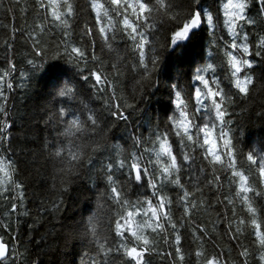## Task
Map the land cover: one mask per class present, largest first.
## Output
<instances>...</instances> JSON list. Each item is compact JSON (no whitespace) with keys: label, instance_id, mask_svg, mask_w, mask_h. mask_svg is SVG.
<instances>
[{"label":"snow or ice","instance_id":"snow-or-ice-1","mask_svg":"<svg viewBox=\"0 0 264 264\" xmlns=\"http://www.w3.org/2000/svg\"><path fill=\"white\" fill-rule=\"evenodd\" d=\"M33 7L42 19L33 28L36 35L29 34L30 67L20 72L8 63L0 74V97L25 87L50 61H64L80 72L83 83L59 92L69 109L79 105L80 115L69 119L71 113L61 110L49 117L62 125L50 155L62 163L61 185L90 166L97 211L62 233L65 249L80 241V264H152L153 255L170 258L168 264H229L205 247L216 224L223 222L219 217L211 232L200 224L188 227L196 210L212 206L204 199L205 187L218 193L226 180L230 191L226 206H231L227 232L239 246L233 264H250V259L264 264V137L256 142L258 150H247L246 127L235 118L237 109L247 110L251 93L264 90V36L258 43L250 41L248 31L258 19L264 21V0H226L219 5L228 37L222 44L215 36L221 16H214L215 9L206 0H87L86 6L77 0H33ZM10 9L11 5L6 11ZM89 12L92 25L85 17L79 41L73 43L69 38L76 32L77 17ZM209 29L221 62L203 67L193 62L187 73L177 67L165 85L161 71L165 56L187 49ZM54 30L63 39L48 57L49 47L41 37ZM85 38H90L87 44ZM97 38L101 51L114 54L111 70H104V61L96 55ZM9 47L6 41L5 51ZM90 61L99 63L100 69L89 67ZM129 73L138 77V87L125 97L118 86ZM165 87L169 97L165 119L152 123L148 137L131 135L130 149L113 142L110 133L118 122L127 123L133 112H142L145 97ZM92 99L102 101L103 107H93ZM5 111L0 106V113ZM258 120L264 123V111ZM94 156L100 157L98 163ZM14 171V161L0 156V186L11 182L22 188L13 180ZM133 189L138 193L135 199L130 195ZM52 204L53 211L61 207V202ZM16 210L13 205L11 211ZM249 236L251 246L242 243ZM161 243L167 246L163 250ZM232 251L230 245L227 255ZM17 253L18 245L10 247L0 238V264H17Z\"/></svg>","mask_w":264,"mask_h":264},{"label":"trees","instance_id":"trees-1","mask_svg":"<svg viewBox=\"0 0 264 264\" xmlns=\"http://www.w3.org/2000/svg\"><path fill=\"white\" fill-rule=\"evenodd\" d=\"M77 2L84 6L87 4V0H77ZM224 2L226 0H206V3L215 9L214 16H221V20H217L215 25V36L221 44L228 39L226 29L222 26V13L219 7ZM9 5L11 9L6 11ZM25 8H27L26 12ZM92 15L89 12L77 17L76 32L69 38L73 43L79 41V30L83 27L85 17L89 21V26L92 25ZM41 19L42 17L35 14L33 0H19V3L17 0L0 2V74L8 63H14L20 72H25L30 67L27 64L32 50L29 34L36 35L33 28ZM248 31L250 41L258 43L259 38L264 36V21L258 19L257 24ZM211 35L213 36L211 29L202 32L194 44L187 49L178 50L174 54L170 52L165 56V64L161 70L165 85L170 78L175 77L177 67L183 68L187 73L193 62L198 67H203L206 63L221 62V55L218 54L216 42ZM41 39L49 47L48 57H50L52 49L63 37L58 30H54L51 33L46 32ZM89 39L85 38L86 44ZM6 41L10 45L8 51H5ZM119 47L123 48V44ZM95 51L104 61V70H111L112 63L116 62L114 54H109L107 50L101 51V42L98 38ZM93 66L96 69L101 67L99 63L90 61L89 67ZM191 70L194 71V68ZM137 79L138 77H134L131 73L122 77L118 91L125 97L131 96L138 87ZM15 81L19 85L20 77L16 76ZM77 81L83 83L80 72L75 66L61 60L50 61L42 71L31 77L25 87L17 86L10 92L5 91L6 99L0 97V106L6 109L5 112L0 113V137H4L0 140V156L14 161L13 180L22 185L19 189L11 182L0 186V237L10 247L18 245L17 264H32L37 260L39 264H80L83 250L80 241H74L65 249L62 233L69 226H74L82 219H87L89 215L96 213L98 192L92 187L93 181L90 179L94 176V171L86 165L81 169L80 176L75 177L71 183L61 185L59 169L62 163L50 155V148L59 143L62 125H58L55 120H49L50 116L61 110L66 115L71 113L68 115L69 119L80 115L79 105L69 109L65 104L66 98L59 96V92L65 88L74 89ZM166 91L165 87L158 93L147 95L142 112H133L127 123L118 122L120 126L113 128L110 133V136L115 138L113 142L130 149L131 135L147 138L152 131V123L165 119L164 112L169 105ZM88 99L85 97L86 101ZM91 105L101 109L103 102L92 99ZM246 108L247 110L237 109L238 116L235 118L246 127L245 143L249 145L247 150H258L259 144L256 142L264 137V123L258 120L259 113L264 111V90L251 93ZM5 124H10L11 128L5 129ZM147 155L148 153H145V157ZM99 159V156H94L95 162L98 163ZM241 164L243 165V161ZM221 178L224 180L223 175ZM184 180L187 181L186 176ZM188 186L192 188V183L189 182ZM103 190L101 184L99 191ZM21 193L23 199L20 198ZM137 194L133 189L130 195L135 199ZM229 195L226 180L218 193L205 187L204 199L210 201L212 206L196 210L188 227L200 224L211 232L213 223L219 217L223 222L216 224V231L212 232L213 239L211 241L206 239L205 247L208 253L219 254L221 259L225 258L229 264H233V261L238 259L239 246L236 241L229 240L227 232V225L231 221V206H226L225 198ZM217 199L221 202L218 203ZM53 201L61 202L58 211L52 210ZM13 205L17 208L16 212L11 211ZM174 210L178 214L179 210L175 208ZM185 235L190 233L185 230ZM251 240L252 237L249 236L243 239L242 243L251 246ZM230 245L233 246V251L231 256H228ZM159 247L163 250L167 246L161 243ZM169 259L159 255L151 257L152 264H168ZM250 264H258V259H250Z\"/></svg>","mask_w":264,"mask_h":264},{"label":"bare ground","instance_id":"bare-ground-1","mask_svg":"<svg viewBox=\"0 0 264 264\" xmlns=\"http://www.w3.org/2000/svg\"><path fill=\"white\" fill-rule=\"evenodd\" d=\"M212 36V35H211ZM220 36V35H219ZM225 259V258H224Z\"/></svg>","mask_w":264,"mask_h":264}]
</instances>
